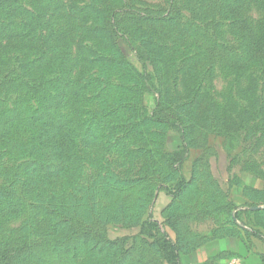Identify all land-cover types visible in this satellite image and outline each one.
I'll return each mask as SVG.
<instances>
[{
	"label": "rangeland",
	"instance_id": "obj_1",
	"mask_svg": "<svg viewBox=\"0 0 264 264\" xmlns=\"http://www.w3.org/2000/svg\"><path fill=\"white\" fill-rule=\"evenodd\" d=\"M263 206L264 0H0V264H179Z\"/></svg>",
	"mask_w": 264,
	"mask_h": 264
},
{
	"label": "crops",
	"instance_id": "obj_2",
	"mask_svg": "<svg viewBox=\"0 0 264 264\" xmlns=\"http://www.w3.org/2000/svg\"><path fill=\"white\" fill-rule=\"evenodd\" d=\"M251 231L245 225L226 226L217 235L212 233L200 247L191 248L185 254L179 252V264H228L234 257L242 264H260L259 254L264 251V243L261 234L256 237Z\"/></svg>",
	"mask_w": 264,
	"mask_h": 264
},
{
	"label": "built area",
	"instance_id": "obj_3",
	"mask_svg": "<svg viewBox=\"0 0 264 264\" xmlns=\"http://www.w3.org/2000/svg\"><path fill=\"white\" fill-rule=\"evenodd\" d=\"M228 264H242V262L239 258H233L229 261Z\"/></svg>",
	"mask_w": 264,
	"mask_h": 264
},
{
	"label": "trees",
	"instance_id": "obj_4",
	"mask_svg": "<svg viewBox=\"0 0 264 264\" xmlns=\"http://www.w3.org/2000/svg\"><path fill=\"white\" fill-rule=\"evenodd\" d=\"M250 228H251V227H250ZM251 229H252V231H251V232H252V234H254V231H255V230H254L253 228H251ZM258 234H259V233H258ZM178 252H179V251H178Z\"/></svg>",
	"mask_w": 264,
	"mask_h": 264
},
{
	"label": "water",
	"instance_id": "obj_5",
	"mask_svg": "<svg viewBox=\"0 0 264 264\" xmlns=\"http://www.w3.org/2000/svg\"><path fill=\"white\" fill-rule=\"evenodd\" d=\"M258 208H260V207H253L252 209H258ZM262 208L264 209V206Z\"/></svg>",
	"mask_w": 264,
	"mask_h": 264
}]
</instances>
